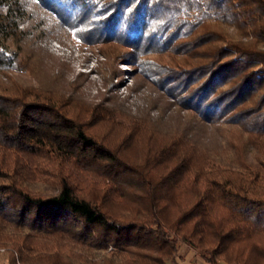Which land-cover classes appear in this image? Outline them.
<instances>
[{
  "label": "trees",
  "instance_id": "obj_1",
  "mask_svg": "<svg viewBox=\"0 0 264 264\" xmlns=\"http://www.w3.org/2000/svg\"><path fill=\"white\" fill-rule=\"evenodd\" d=\"M38 1L190 119L160 127L104 99L0 80L7 264H171L178 241L206 264H264V0ZM23 6L0 0L6 77L35 70Z\"/></svg>",
  "mask_w": 264,
  "mask_h": 264
},
{
  "label": "rangeland",
  "instance_id": "obj_2",
  "mask_svg": "<svg viewBox=\"0 0 264 264\" xmlns=\"http://www.w3.org/2000/svg\"><path fill=\"white\" fill-rule=\"evenodd\" d=\"M23 4L25 12L17 22L23 32L24 47L35 59V70H15L7 77L0 73V80L9 77L21 84L56 88L87 100L104 99L136 117L153 119L160 127L189 121L190 113L133 65L122 59H109L99 44L85 43L66 34L38 0H23ZM140 157H137L139 165ZM156 174L163 173L156 171ZM176 246L178 255L171 264H206L200 253L189 246L180 241ZM111 249V246L107 248ZM1 251L0 264H7Z\"/></svg>",
  "mask_w": 264,
  "mask_h": 264
}]
</instances>
